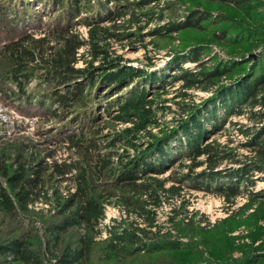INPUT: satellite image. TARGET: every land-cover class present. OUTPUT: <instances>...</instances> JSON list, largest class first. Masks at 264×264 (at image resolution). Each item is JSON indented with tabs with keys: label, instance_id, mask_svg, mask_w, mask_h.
<instances>
[{
	"label": "rangeland",
	"instance_id": "374dc122",
	"mask_svg": "<svg viewBox=\"0 0 264 264\" xmlns=\"http://www.w3.org/2000/svg\"><path fill=\"white\" fill-rule=\"evenodd\" d=\"M90 4L101 9L103 21L100 25L110 32L104 35L110 57L117 58L122 64L141 67L148 73L164 70L166 74H174L172 69L176 65L170 60L177 57L179 60L190 59L200 52L197 61L191 63L190 68L194 71L213 67L222 70L220 64L231 67L228 73L215 76L192 89H182L181 82L172 81L171 78L167 81L171 83L163 89L156 90V86L151 83L146 87L148 98L167 100L163 104L167 108L159 110L157 114L159 125L152 129L157 137L162 134L159 129L175 128L179 119H187L188 112L196 109L202 112L205 131L209 134L213 131L215 121L223 120L221 129L207 138L208 141L216 139L226 146L222 160L215 167L219 173L210 182L208 190L185 187L182 198L172 196L167 199L165 195L166 202L155 209L149 206L155 212V221L153 226L148 227L146 221L134 212L127 214L119 207L123 192H132L122 187V184L118 185L124 162L145 148L147 136L141 139L136 148L124 147L120 143L104 147L110 142L114 130L128 125L116 124L112 120L115 108L110 116L107 115L103 107L108 95H94L95 88L86 86L83 89V95L86 96L59 100L55 93L64 95L69 88L45 79L40 72L31 75L23 91H15V94L12 92L13 83L7 77L0 76V105L7 116L6 123L14 124V130L8 138L0 134V162L8 171L19 170L20 165H23L27 170L26 179L30 180L29 183L23 182V188L32 191V201L25 209L20 208L15 202L10 183L0 174V187L15 202L14 213L0 209V244L19 238L38 257L39 264H58L55 258L60 251L66 245L72 248L80 246L87 234L92 236L94 244L88 258L84 262L82 260L81 264H264V230L258 231L257 228L242 224L234 227L240 218L253 210L239 208L250 196L246 195V191L237 196L231 212L227 210L228 204L218 190L237 184L240 188L248 186L250 191L259 193V196L253 198L254 204L258 209H264V163L256 164L259 160L255 145H252L264 124V117L259 115L263 109L259 105L252 106L251 101L243 102L242 99L233 101L226 96L221 100L225 90L236 91L264 74V56L255 70L252 67L255 66V58L259 57L264 48V38L257 40L259 42L254 39L238 43L227 41L231 35H235L236 30H226L227 21L223 17L231 15L239 19L240 16L234 12L232 5H217L209 0H90ZM206 8L210 17L201 21L200 27L171 31L173 23L185 21L194 11ZM22 9L20 0L5 3L8 21L0 22V29L4 28L0 30V49L10 40L11 34L6 32L13 27L35 38L42 37L57 14V11H49L48 7L36 0H30L29 11L41 14L39 20L30 13H22ZM108 11L114 13V16L105 19ZM42 12H46V15H42ZM256 16L259 14L255 13L253 17L261 18L260 25L264 27V12L260 17ZM76 21L71 24L70 33L87 39L88 27ZM222 30L227 31L225 38ZM77 55L78 60L74 66H87L90 61L87 45H82ZM243 61L246 63L235 65ZM8 62V58L0 53V74L5 71ZM102 62L99 58L92 64L97 67ZM186 62H183L182 68H185ZM132 85L140 88L143 81L140 79ZM184 91L186 95L180 96ZM227 103L230 107H227ZM212 113L215 119L210 116ZM98 127L100 133L95 139L101 145L100 151L112 153L111 162L102 175L93 173L91 178L95 185L94 192L103 198L104 215L91 225L90 231L81 221L61 233L57 241L53 237L52 227L62 216L59 212L62 204L75 190V170L60 175L52 165L80 160V151L73 147L68 138L80 133L89 137L93 129ZM4 128L5 124H0V129ZM178 149L176 139L170 142L166 151L175 156ZM95 160L93 155L89 159L90 164ZM189 162L187 157L175 158L168 170L158 174V177L164 179L165 187L177 183L176 178L187 171L183 164ZM256 165L261 169H256ZM238 167H251L252 172L240 181L233 174ZM202 168L204 166L197 167L195 171L199 172ZM247 180L252 183H247ZM182 202L185 203L187 214H174V210H180ZM78 205L74 201L65 214L75 210ZM229 214L233 218L224 222L223 219ZM137 226L144 231L136 230ZM230 226L233 227L232 231H229ZM133 229L140 240H132L127 235ZM119 234L125 235L124 238L117 242L115 248H111V238ZM258 235L262 239L254 240V236ZM0 264L24 263L14 261L11 254H0Z\"/></svg>",
	"mask_w": 264,
	"mask_h": 264
},
{
	"label": "trees",
	"instance_id": "16d2710c",
	"mask_svg": "<svg viewBox=\"0 0 264 264\" xmlns=\"http://www.w3.org/2000/svg\"><path fill=\"white\" fill-rule=\"evenodd\" d=\"M10 1L12 0H0V22L8 21L5 14V3L8 4ZM36 1L40 2L41 5L43 4L44 7H48L49 11L52 9V11H57V14L51 21V26L47 27V32L42 37L35 38L31 34L26 33V31H20L15 27L6 32L10 33L11 37L8 42L4 43L0 49V53L8 58L9 64L0 76L7 77L16 86L18 92H22L31 75L40 72L41 76L45 79L51 80L56 85H63L69 88L64 95H60L58 92L55 93V96L57 95L56 97L59 100L67 98L76 99L86 96L83 95V89L86 86L91 89L95 88L94 95L106 93L108 98H106L107 102L103 109L106 110L107 115L110 116L112 109L115 108L116 113L111 116L112 120L116 124L122 123L128 125L119 130H114L110 142L104 147H113L115 144L120 143L124 147L136 148L141 139L147 136L145 148L137 155L126 160L120 171L121 180L118 182V185L122 184V187L129 188L132 194L124 191L119 207L123 208L127 214L134 212L141 220L146 221L148 227H151L154 225L155 212L149 206L155 209L166 202L165 195H167V199L172 196L182 198L185 187L210 189V182L219 173L218 170H215V167L222 160V154L226 146L216 139L208 141L207 138L211 133H215L221 129L223 120L219 122L215 121L213 131L209 134L205 131L201 116L202 112L200 109H196L195 111L188 112L187 115L189 117L187 119H179L175 128H171L170 130L169 128L165 130L159 129L162 134L160 137H157L158 135L152 129L159 125L157 114L159 110L167 108L163 105L167 100L148 98L146 87L147 84L151 83L153 86H156L154 89H163L166 84L169 85L171 83L167 82L171 78L172 81H180L182 89H192L202 82L212 80L215 76L228 73L231 67L226 64L225 66L220 64L222 70L213 67L212 69H203L200 72L194 71L192 68H182L183 62H196L200 55V52H198L197 55L190 59L183 58L179 60L180 58L177 57L170 60L173 65H176L172 69L175 71L174 74H166L164 70L148 73L141 67L122 64L117 58L110 57L105 43L106 37L104 36L110 32L107 30L108 28L100 25L103 21L101 9L92 6L90 0ZM199 1L207 2L208 0ZM209 1L216 2L217 5H232L234 12L240 16L239 19L231 17V15L223 17V20L227 21L225 29H229V32L236 30L235 35H231L227 41L231 40L233 43H238L251 39L257 41L260 38H264V27L260 25L261 18L253 17L255 13L259 14L256 17H260L264 12V0ZM20 2L23 6L22 13H30L29 15L39 20L38 16L41 14H33L31 10L29 11L30 0H20ZM101 5L103 4L99 6ZM45 13L42 12V15ZM192 14L185 21L173 23L171 31L200 27L199 23L210 17L207 8L205 10H196ZM113 16L114 13L108 11L105 19L112 18ZM74 21L88 27L87 39L78 38V35L70 33V27ZM39 25V23L36 24L37 27ZM3 29L1 28L0 30ZM221 32L225 38L227 31L222 30ZM51 39H54V41H51ZM51 42L55 43L52 44ZM82 45H87L90 61L87 62V66L80 68L75 67L74 64L78 60V49ZM263 56L264 48L260 51L259 57L254 60L255 64L253 65L255 66H252L254 70L259 66V61ZM99 58L103 61L101 65L97 67L93 66L92 62ZM243 63H246V61L235 65ZM140 79L143 81L142 87L134 88L132 84H136ZM253 81L243 87H239L238 90L233 92L225 90L226 93L223 94L221 100L227 96L233 101L238 99H242L243 102L251 101L252 106L259 105L263 109L259 115L264 117V74L257 76ZM12 92L15 93L14 90ZM184 95H186V91L180 94V96ZM97 102L99 103V100ZM182 103V110H184ZM38 107L40 108L41 106L39 105ZM227 107H230L229 103H227ZM213 115L214 113L210 116ZM213 118L215 119L216 117L213 116ZM99 129L100 127L93 129L92 135L89 137L80 133L78 135H71L68 138L73 147H77L80 151V160L72 163H54L52 165L60 175H65L73 171V169L75 170L73 177L75 190L71 193V197L62 204V210L59 211L62 216L52 227L53 237L57 241L61 233L72 226L78 225L81 221L88 226V230L90 231L91 225L95 224L104 215L103 198L94 192L95 185L91 181V178L93 173L102 175L103 170L111 162L110 157L112 153L100 151L101 145L95 139L96 135L100 133ZM263 136L264 124L252 144L253 146L255 145L256 156L258 157L256 158L259 160L256 161V164L257 162L264 163ZM176 139L179 149L177 155L173 156L166 151V148L172 140ZM93 155L96 160L93 164H90L89 159H92ZM183 157H187L190 160L189 163L183 164L187 168V171L176 178V184L165 187L164 179L158 177V174H162L168 170L174 164L175 158L181 159ZM199 157L203 158L197 160ZM200 166H204V168L196 172L195 169ZM254 167H257L256 169L258 170L261 169L257 165ZM251 169V167H238L234 170L233 174L240 181H243L242 179L252 172ZM26 173L27 170L23 165H20L19 170L8 171L4 169V164L0 162V174L5 176L10 183L14 192L15 202L22 209H25L32 201L31 189L23 188L22 185L23 182L29 183L30 181L26 179ZM248 182L252 183V181L247 180ZM218 190L228 204L227 210H231V212L234 210L231 206L235 205L237 196L246 191V195L250 196V199H247L246 203L241 204L239 208H251L253 210L244 218H240L234 227L242 224L247 227L257 228L258 231L264 230V209H258L257 205L253 202V198L259 196L258 192L250 191L248 186L240 188L239 184L221 187ZM141 196H145V198L142 199ZM74 201H77L79 205L75 210L65 214L66 209L70 208ZM15 202L9 193L0 187V209L7 213H14ZM181 213L187 214L185 203L183 202L180 205V210H174V214L179 215ZM80 217L82 218L80 219ZM232 218L233 216L229 214L223 221L225 222ZM229 229V231H232L233 227L230 226ZM136 230L144 231L138 226ZM127 235L132 240H140L138 235L134 233V229L132 232H128ZM124 236L122 234L114 235V238H111L109 242L110 247L115 248L117 242H120ZM260 236H254V240L262 239ZM85 238L81 240L80 246L76 248L66 245L55 258L58 264L83 263L88 258L94 244L92 236L87 234ZM0 254H11L14 261L24 264H39L38 257L19 238L0 244ZM82 260L83 262H81Z\"/></svg>",
	"mask_w": 264,
	"mask_h": 264
},
{
	"label": "built area",
	"instance_id": "2783aa9c",
	"mask_svg": "<svg viewBox=\"0 0 264 264\" xmlns=\"http://www.w3.org/2000/svg\"><path fill=\"white\" fill-rule=\"evenodd\" d=\"M13 88H14V91H18L14 84H13ZM4 109L6 111L7 107L5 106ZM11 109L13 112H15L13 108ZM6 120H7V116L5 115L2 105H0V124L2 123L5 124V128L0 129V134L3 135V138H8L12 134V131L14 130L13 122L6 123Z\"/></svg>",
	"mask_w": 264,
	"mask_h": 264
},
{
	"label": "bare ground",
	"instance_id": "6f19581e",
	"mask_svg": "<svg viewBox=\"0 0 264 264\" xmlns=\"http://www.w3.org/2000/svg\"><path fill=\"white\" fill-rule=\"evenodd\" d=\"M192 66V64L191 63H187V64H185V68H190Z\"/></svg>",
	"mask_w": 264,
	"mask_h": 264
}]
</instances>
